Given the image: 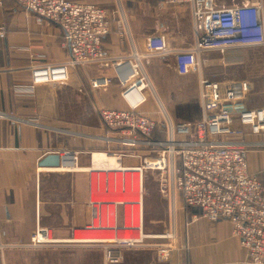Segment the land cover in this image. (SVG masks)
Here are the masks:
<instances>
[{
	"label": "built area",
	"instance_id": "obj_1",
	"mask_svg": "<svg viewBox=\"0 0 264 264\" xmlns=\"http://www.w3.org/2000/svg\"><path fill=\"white\" fill-rule=\"evenodd\" d=\"M14 1L32 12L37 23L57 25L62 35L60 45L68 51V59L61 62L44 63L30 56L26 68L37 110H43L50 118L56 116L54 88L57 83L74 85L84 93L86 88L79 68L91 67L93 75L88 82L92 89L108 86L113 79L122 88L124 109L102 106L96 110L99 121L108 130L106 140L115 141L116 147L92 152L89 165L84 168L78 166L76 155L69 153L72 158L65 160L68 153H59L60 166L65 165L64 161L68 166L75 165L65 171L78 173L80 170L82 178L79 193L82 191L83 197L77 196L69 204L80 202L86 221L74 230L73 237L79 229L115 234L138 231L142 235L139 239L115 236L103 241L100 245L105 251V263L120 260L125 248L145 245L143 180L150 173L156 178L157 190L167 195L171 205L169 236L174 240L168 244L156 243L158 253L168 263L177 264L176 200L180 196L184 211L197 209L199 216L212 222L227 220L232 235L245 249V262L264 264V184L248 171L250 143L243 140L248 133L264 132V80L209 81L202 73L204 52H219L223 66H241L246 64L245 56L229 51L244 47L260 48L255 65L264 69L262 0L234 6L220 5L215 0H159L160 7H176L175 19L194 22L193 40L175 39L169 44L164 34L150 35L145 38L144 50L133 46L130 52L113 56L106 54L103 39L110 33L116 35L119 43L131 39L124 15L117 16L83 1ZM1 6L3 0H0ZM5 32L6 23L2 21L0 37ZM154 55L170 57L179 75H192L198 82L201 108L196 122H177L169 114L143 66V59ZM106 67L111 72L103 74L101 70ZM41 97L45 99L44 105L39 100ZM149 97L155 101L158 117L141 110ZM0 119L22 121L4 111H0ZM111 133L114 138L110 137ZM156 134L164 137L156 138ZM109 173L114 175L110 178ZM101 174L105 177L103 183L99 181ZM134 174H138L139 186ZM125 195H133L132 205H139V211L132 206L127 212ZM70 242L93 243L72 239ZM61 243L64 241L51 237L48 227L39 223L33 232L26 233L18 223L0 220V264H6L7 249H43Z\"/></svg>",
	"mask_w": 264,
	"mask_h": 264
},
{
	"label": "crops",
	"instance_id": "obj_2",
	"mask_svg": "<svg viewBox=\"0 0 264 264\" xmlns=\"http://www.w3.org/2000/svg\"><path fill=\"white\" fill-rule=\"evenodd\" d=\"M7 1L3 0V4ZM74 1L94 3L117 16H128L122 6V0H117L121 5L119 7L101 6L97 4V0ZM156 1L158 4L159 0ZM245 1L257 0H215L216 3L224 6L240 5ZM262 2L264 7V0ZM175 9V6L167 5L161 9L165 10L162 15L147 18L154 26V30L150 31L138 32L133 28V23L132 30L129 19L126 17L131 39L119 43L116 35L110 33L103 39L106 54L120 55L130 52L133 46L140 51L144 50L145 40L139 37L147 33L164 34L169 44H172L175 39L193 40L194 22L191 19H175ZM27 12L34 15L30 11ZM42 24L38 31L27 33L23 37L24 47L16 50L17 55L10 56V62L13 58H19L22 59V63L25 62V65H20L22 67L15 71L16 75H6L5 80L3 75H0V111L22 120L0 119V220L18 223L26 233L33 232L36 224L39 223V225L48 227L53 237L64 243L43 249H7L4 253L5 263L170 264L158 253L156 244L148 243L143 246L125 248L120 261L105 263V251L102 245L70 242L74 230L86 221L80 202L75 201L69 204L77 196L83 197L82 191L79 193L82 187L77 181L79 176L75 172L73 177H69L66 173L71 172L48 170L53 167H41L39 162L48 154L69 152L71 155H76L80 168L87 167L92 152L116 147L115 141L109 142L105 138L108 130L99 121L97 108L103 106L124 109L126 105L121 98L122 88L116 79H113L108 86L90 88L87 79L93 75V72L91 67H87L82 69L83 71L78 69L81 81L85 83L84 93L78 91L74 85L57 83L54 88L56 116L50 118L43 110H37L34 107L36 97L29 89L30 73L26 68L30 56L33 55L44 63L61 62L68 59V51L60 45L62 35L59 27L55 24L49 26ZM6 25L7 30L4 37L7 39L9 26L7 23ZM140 45L142 48H139ZM259 49L258 47L231 49L229 51L231 53L243 54L246 64L230 67L222 65L219 52H204L202 55L204 78L209 81L236 78L264 80V69L255 65L257 54L261 51ZM167 59L174 67L172 59L170 57ZM84 71H86V76ZM101 72L110 73L111 68H103ZM175 74L182 82L196 84L199 96V84L192 78V75L181 76L176 69ZM156 91L164 100L170 114V109L178 104L176 98L166 90L156 89ZM39 100L41 105L45 104L44 97ZM148 100H151L150 97L141 110L150 115L155 109V102L151 100L152 102L148 103ZM146 104L149 107H146ZM110 137L114 138L115 135L111 133ZM163 137L162 134H156V138L162 139ZM243 140L250 143L247 151L248 171L255 174L264 184V132L256 135L248 133ZM154 181L158 193L156 178ZM178 198L179 210L177 211L178 216L176 215L175 230L177 241L180 243V251L177 255V264H248L244 260L245 249L232 235L231 225L227 220L220 219L212 222L199 216L197 209L184 211L181 207V197ZM158 199L159 201L165 200L171 210L167 195L159 192Z\"/></svg>",
	"mask_w": 264,
	"mask_h": 264
},
{
	"label": "rangeland",
	"instance_id": "obj_3",
	"mask_svg": "<svg viewBox=\"0 0 264 264\" xmlns=\"http://www.w3.org/2000/svg\"><path fill=\"white\" fill-rule=\"evenodd\" d=\"M97 1L98 5L105 7L121 6L117 0ZM121 3L125 9L124 11L127 12L126 15L128 16L126 17L129 19L131 28L134 25L133 28L138 32H143L144 30H154L153 24H150V21L147 18L156 15L160 16L162 15V12H165V10H161L164 7H160L156 0H122ZM35 19V15H31L29 12L25 11L13 0H8L5 4H3V7L0 8V22L4 21L9 26L8 38L6 39L5 37H0V75H3L4 80L6 75H16L15 71H18V69L22 67L20 65H25V62L22 63V59L19 58H13L11 62L9 60L11 59V55H17V49L24 47V44L22 43L23 37L32 31H38L39 26L43 25L37 23ZM46 26L49 25L46 24ZM170 26L172 27L174 25ZM149 35H152V33H147V35L142 34L139 38L145 40V38ZM139 48H142V46L140 45ZM143 66L152 80L154 87L158 91L166 90L176 98L175 100L178 102V104L170 109V114L173 120H176L177 122H196L198 120L200 109L197 85L191 82L180 81L175 74L174 67L169 63L166 56L154 55L143 59ZM150 99L154 101L153 98L150 97ZM151 100H148V103L152 102ZM145 106L149 107L148 104ZM154 107L155 109L153 112H155L154 114L157 116V107L155 103ZM154 114L151 113L150 115L154 117ZM66 174H68L69 177L74 176V172ZM146 176L147 177L144 181L143 229L145 233L151 234L154 237H145L143 241L146 242V244L171 243L174 240V237L171 238V236H169L172 232L171 210L168 206V203L166 205L165 200L159 201V191L157 193L155 181L152 175L147 173ZM77 181H79L82 185L81 177H77ZM162 195L166 194L162 193ZM178 202L179 198L177 196L176 205L177 209L179 210ZM161 235L166 236L161 237ZM175 239L177 246L180 248V243L177 241V237H175Z\"/></svg>",
	"mask_w": 264,
	"mask_h": 264
},
{
	"label": "bare ground",
	"instance_id": "obj_4",
	"mask_svg": "<svg viewBox=\"0 0 264 264\" xmlns=\"http://www.w3.org/2000/svg\"><path fill=\"white\" fill-rule=\"evenodd\" d=\"M256 63V62H255ZM88 80V79H87ZM88 85H89V82H88ZM86 88V87H85ZM155 112H153V114H154ZM156 114H157V112H156ZM151 116V115H150ZM154 117H158V114H157V116H155V114H154ZM36 124V123H35ZM66 153H68L67 155H66V157H65V160H67V159H71L72 157H71V155H69V152H66ZM74 156V155H73ZM70 162V161H69ZM64 163H65V165H63V166H60V168L59 167H53V168H50V169H48V170H51V171H65V170H71V169H68V168H74L75 167V165H72V164H70L69 166L67 165V163H66V161H64ZM130 163H128V166H131V165H129ZM137 165L139 166V163H137ZM135 166V165H134ZM73 170V169H72ZM78 170V169H77ZM79 171L80 170H78V175H80V173H79ZM65 172H73V171H65ZM109 175H110V178L114 175V174H112V173H109ZM119 176H121V174L119 173L118 174ZM136 177H137V185L139 186V178H138V174H134ZM96 176L97 175H95L94 177H95V180H94V182H93V184L95 185V182H96ZM100 176V175H99ZM146 177L147 176H144V180H143V195H144V181H145V179H146ZM128 183H129V176H128ZM104 180H105V177H104V174H101V176H100V178H99V181H100V183H103L104 182ZM127 198V199H126ZM133 195H125V201L127 202V204H126V206H127V212H129V209L133 206L132 204V202H133ZM131 200H132V202H131ZM134 208H137L138 209V211H139V208H140V206L139 205H136V206H133ZM143 207H144V203H143ZM140 223V217H138L137 218V224H139ZM50 235H51V237L53 236L52 235V232L50 231ZM75 235L76 236H74V237H72V241H85V242H93V244H102L103 243V241H108V240H112V238H114L115 236L117 237V238H120V239H128V238H130V237H134V238H136V239H139V238H142V235L138 232V231H136V232H134V233H132V234H128V232H122V231H119V232H117L116 234L115 233H113L112 231H106V232H103V231H100V232H98V231H95V230H77L76 231V233H75ZM143 235L145 236V237H147V238H153L154 236L153 235H151V234H148V233H145L144 231H143ZM164 236H166V235H161V237H164ZM58 240V239H57ZM122 258H123V254H122ZM121 258V259H122ZM120 259V260H121ZM120 260H118V261H120Z\"/></svg>",
	"mask_w": 264,
	"mask_h": 264
},
{
	"label": "water",
	"instance_id": "obj_5",
	"mask_svg": "<svg viewBox=\"0 0 264 264\" xmlns=\"http://www.w3.org/2000/svg\"><path fill=\"white\" fill-rule=\"evenodd\" d=\"M60 154L52 153L46 155L40 162L39 166L41 167H59L60 166Z\"/></svg>",
	"mask_w": 264,
	"mask_h": 264
},
{
	"label": "trees",
	"instance_id": "obj_6",
	"mask_svg": "<svg viewBox=\"0 0 264 264\" xmlns=\"http://www.w3.org/2000/svg\"><path fill=\"white\" fill-rule=\"evenodd\" d=\"M2 22V21H1ZM6 30H7V25H6ZM6 33V32H5Z\"/></svg>",
	"mask_w": 264,
	"mask_h": 264
}]
</instances>
